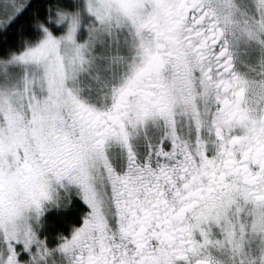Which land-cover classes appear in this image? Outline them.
I'll return each instance as SVG.
<instances>
[{"label": "snow or ice", "instance_id": "snow-or-ice-1", "mask_svg": "<svg viewBox=\"0 0 264 264\" xmlns=\"http://www.w3.org/2000/svg\"><path fill=\"white\" fill-rule=\"evenodd\" d=\"M0 264H264V0H0Z\"/></svg>", "mask_w": 264, "mask_h": 264}]
</instances>
